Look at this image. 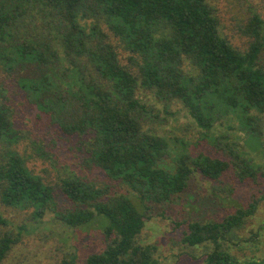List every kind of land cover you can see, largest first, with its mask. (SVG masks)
Wrapping results in <instances>:
<instances>
[{
	"label": "trees",
	"instance_id": "trees-1",
	"mask_svg": "<svg viewBox=\"0 0 264 264\" xmlns=\"http://www.w3.org/2000/svg\"><path fill=\"white\" fill-rule=\"evenodd\" d=\"M241 32L245 50L222 34L212 0H0V204L32 210L36 221L53 213L69 227L102 218L110 241L82 264H160L156 246L137 242L152 205L186 193L195 174L264 181L238 137L211 136L225 125L264 155V17L250 10ZM157 104L181 105L230 156L203 151L204 140L174 149L152 126L163 122ZM53 157L76 168L49 184L28 164ZM58 195L74 209L59 212ZM258 207L186 221L182 242L210 245L204 264H264L229 251ZM13 227L0 211V264L22 239L25 228Z\"/></svg>",
	"mask_w": 264,
	"mask_h": 264
},
{
	"label": "rangeland",
	"instance_id": "rangeland-1",
	"mask_svg": "<svg viewBox=\"0 0 264 264\" xmlns=\"http://www.w3.org/2000/svg\"><path fill=\"white\" fill-rule=\"evenodd\" d=\"M212 3L218 10L222 34L235 47L245 50L248 46V38L242 34L241 30L250 16V10H256L264 17V0H212ZM120 54L122 63L127 64L128 54L122 51ZM262 63H264V56ZM156 106L163 122L153 123L152 126L167 137L174 149L183 150L181 148L185 145L187 151H190L189 147L192 149L195 143L204 140L202 150L210 155L229 154L223 150L218 152L219 146L203 139L200 129L194 125L192 118L181 105L173 104L167 107L164 104H157ZM25 124H31L28 118H24L20 125L22 129L30 130L31 126L25 127ZM222 135L229 136L233 141L236 140L235 137H238L242 145L241 149L255 163L264 168V155L249 147L248 135H241L240 132L232 131L225 125H219L211 132L213 137ZM78 141V137L72 138L69 146L72 152L81 156L80 159H82L84 155L79 150ZM174 157L175 155H172L165 163L174 165ZM76 162V165L81 164L79 159ZM28 165L49 184L59 181L60 176L65 173L64 170L76 168L75 165L73 168L71 162L64 164L57 157L49 160L30 159ZM133 195L129 194V196ZM263 195V180H258L257 184L247 182L242 184L232 180L229 175L221 181H209L201 174H195L186 193L176 197L170 203L150 207L151 216L138 236L137 242L144 246H156V258L160 264H204L206 254L211 251V247L210 245L188 247L182 242L186 221L197 219L220 221L233 214L239 207H248L252 202L259 200L257 213L248 222L246 228L239 232L241 241L236 246L231 245L229 251L244 262L263 261L264 200H260ZM57 201L58 210L61 213L65 214L74 209V204L62 195H58ZM0 211L12 222V226L25 228L20 243L1 264H59L63 259L72 257L82 264L89 255L102 252L110 241L105 235L102 218H95V221L83 227H69L53 213L36 221L33 219L32 210L20 211L0 204Z\"/></svg>",
	"mask_w": 264,
	"mask_h": 264
}]
</instances>
